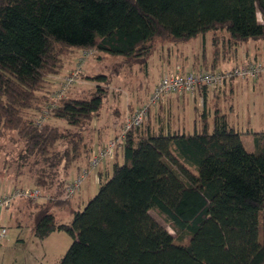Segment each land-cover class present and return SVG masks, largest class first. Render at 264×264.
Wrapping results in <instances>:
<instances>
[{
    "label": "trees",
    "instance_id": "1",
    "mask_svg": "<svg viewBox=\"0 0 264 264\" xmlns=\"http://www.w3.org/2000/svg\"><path fill=\"white\" fill-rule=\"evenodd\" d=\"M235 1L0 0V135L16 133L23 142L18 167L50 192L49 201L32 204L39 210L34 235L64 230L72 238L57 264H264V131L253 133L248 151L219 110L211 130L203 117L202 129L191 133L161 119L141 128L143 121L126 132L114 152L121 162L66 224L50 207L69 202L71 167L95 154L83 132L100 113L105 90L61 97L40 124L35 118L51 100L46 77L60 73L75 50L146 58L158 42L210 31L213 65L203 67L215 69L221 55L231 58L249 39H264V0ZM151 209L185 240L176 241Z\"/></svg>",
    "mask_w": 264,
    "mask_h": 264
},
{
    "label": "rangeland",
    "instance_id": "2",
    "mask_svg": "<svg viewBox=\"0 0 264 264\" xmlns=\"http://www.w3.org/2000/svg\"><path fill=\"white\" fill-rule=\"evenodd\" d=\"M233 3L236 6L235 0H233ZM219 34L221 33L219 32ZM211 35L212 32L208 31L204 35L200 34L194 39L185 42H166L164 44L158 42L153 52L146 58L124 57L101 51H93L88 55L82 61L81 74L69 89L64 92L62 98L66 96L82 97L93 92L98 85L105 90L100 113L83 132L84 138L89 144V138H91L92 149L99 150L97 149L98 141L106 139L111 131L117 130V134L110 137L107 141L119 135L125 119L148 98L162 73L172 70L171 67H168L169 63L173 64V62L179 61L182 54L188 58L197 56L200 61L204 55L209 56L211 52ZM257 41L264 43V39ZM254 42V39H249L241 45V48L244 49L246 44L251 46ZM82 51L83 49L75 50L64 56V66L60 73L46 77L45 91L50 93V101H57L52 96L59 85V83H55L56 79L53 77L60 74L57 77L60 82L61 78L67 74L65 72H68L66 71L69 68L68 66H70L68 64L71 63L73 65L71 69H73L76 65L77 57L82 54ZM261 54L264 56L263 51H261ZM72 57H75L74 62ZM225 66L226 64L221 63L219 68ZM98 75H103L106 80H98L96 78ZM251 82L252 80L248 81V83L237 84V88L232 92L229 89H224L216 95L210 92L209 99L205 98L204 102L201 101V97L196 92L193 98L188 96L189 99L185 103H179L178 105L177 102H174L173 106L168 109L159 110L157 104L151 107L150 113L145 118L141 128L146 127L148 124L156 126L159 124L158 120L161 119V122L164 124L168 123L171 129L182 127L183 132L191 133L194 130L202 129V120L205 117L209 126L208 130H211L212 118L215 111L219 110L227 115L229 124L241 133L245 149L252 151L253 133L264 131V81L261 79L253 81L254 85ZM202 89L199 90L201 91ZM29 113H32V111H29ZM40 116L41 112L35 114V118ZM46 120L61 128L68 126L63 119L49 117ZM64 146L62 145L58 148L63 149ZM22 147L23 142L18 139L15 132L5 130L0 135V188L6 183L9 186L37 187L33 184V179L27 170L28 168L18 167L16 158ZM119 152L120 150L117 152V161L121 162ZM114 155L115 153L106 158V160L110 159L111 161L107 166L109 174ZM84 160L86 158L81 155L80 159L74 162L69 171V178L75 174L76 166L79 162ZM94 173V170H91L83 178L79 188L70 197L71 202L69 204L50 207V211L55 215L57 222L69 224L72 220L73 212L82 210L88 200L96 194L99 188V181L94 178ZM74 177L71 178L73 179ZM42 194L43 198L36 201H49L50 192L42 189ZM36 201H25V203L27 205L30 204L29 207H31ZM38 211V208L32 206L26 211L18 212L17 217L25 223L32 222ZM150 214L174 236L176 241L185 240V237H180L169 222L155 209H151ZM4 224L6 231L4 237L0 240V260H3V264H21L23 257H26L27 253L30 252L35 257L28 258L26 264H57L72 242L70 234L64 230H55L45 239L33 236L32 240V237L28 235L25 229L20 232V236L24 238V241H21L17 239L19 236L17 228L11 223ZM8 239L10 240L9 243Z\"/></svg>",
    "mask_w": 264,
    "mask_h": 264
},
{
    "label": "built area",
    "instance_id": "3",
    "mask_svg": "<svg viewBox=\"0 0 264 264\" xmlns=\"http://www.w3.org/2000/svg\"><path fill=\"white\" fill-rule=\"evenodd\" d=\"M93 49H83L77 57L76 65L69 73L64 75L53 92L52 98L60 99L64 92L76 81L81 74L82 61L90 55ZM241 79L264 81V58L251 59L226 69H199L196 71H183L180 65H175L171 71L162 74L155 84L148 98L136 108L124 121L121 132L115 138L107 141L97 153L93 154L86 167L81 168L79 173L66 183L65 197L70 198L79 188L83 178L89 171L96 169L106 158L112 156L120 143L124 140L126 132L143 123L151 107L157 105L163 98L170 95L191 96L203 87H218L226 81ZM55 105V101H49L41 116L36 118L40 124L47 116L48 109ZM43 198L39 187L25 188L15 187L10 192L0 196V210L8 209L18 199L36 201ZM6 229L0 226V238L4 236Z\"/></svg>",
    "mask_w": 264,
    "mask_h": 264
},
{
    "label": "crops",
    "instance_id": "4",
    "mask_svg": "<svg viewBox=\"0 0 264 264\" xmlns=\"http://www.w3.org/2000/svg\"><path fill=\"white\" fill-rule=\"evenodd\" d=\"M211 38H212V35H211ZM192 39H194V38H192ZM257 40H260V39H257ZM257 40H254L255 42L252 43L251 46L248 45V44H246V47H244V49L241 48V45H242L241 44L238 47V49H237L236 55L233 56V57H231V58H227V57L224 58L221 55L220 58H219V60H218V62H217V64H216L217 66L215 67V69H217V68L218 69H226V68H230V67H232L234 65H237L239 63H243V62H245L247 60L264 58L263 54H261V51L264 52V43H260ZM211 42L212 41H210V48H211L210 55L209 56L204 55L201 61L198 59L197 56L196 57L193 56L192 58H188L187 56H185L184 54H182L181 55V59L179 61L177 60V61L173 62V64H170L169 63V66L168 67L173 68L175 65H180L182 67L183 71H196V70H199V69H205V67H203L205 64H206V66L211 67L213 65V53H212V44H211ZM74 58L75 57H72V61L74 60ZM221 63L226 64V66L223 67V68H219V65ZM228 63H230V64L227 65ZM68 65H70V66H68L69 68L66 71L69 72L71 70V68H72L73 65H71V63L68 64ZM68 72H65V74L68 73ZM59 75H56V76L53 77V78L56 79V82H55L56 84L59 83V80L57 79V77ZM55 79H53V80H55ZM248 81H250V80H244L243 81V80L234 79V80L226 81L225 83H223L222 85H220V86H218L216 88H206L205 90L202 89L201 91L199 90L198 91V94L201 97L200 98L201 101H203L205 98L206 99H209L210 92H213L214 95H216L218 92L223 91L224 89H229V91L232 92L235 88H237V84H239V83L242 84L243 82L248 83ZM251 83L253 85L255 84L253 81ZM188 99H189V97L187 95L186 96L185 95L184 96L170 95V96H167V97L163 98L158 103V105H157L158 107L157 108L159 110H161L163 108L168 109L169 107L171 108L173 106V103L174 102L175 103L177 102V104L179 105V103H185ZM172 130H175V129H172ZM176 130L182 131L183 128L182 127L176 128ZM116 134H117V130H113V132L111 131L109 133V135L106 137V139L99 140L98 141V144H97V149H99L102 145H104L105 142L110 137H112V136H114ZM96 151H98V150H93L92 149V153L91 154L96 153ZM116 160H117V155H114L113 156V162L116 161ZM110 162H111L110 159L105 160L96 169H94V172H95L94 173V178L96 179V181H99V178L100 177H103L104 174H107L108 173L107 166L110 164ZM113 162H112V164H113ZM87 163H88V158L86 160L82 161V162H79V164L76 166L77 167V170H76L75 174L73 176H71V177L76 176L78 174L79 170L81 168H83L84 166H86ZM71 177L69 179H72ZM15 187H18V186L17 185H10L9 186L8 183L4 184L3 187L0 188V196L6 194L8 192H10ZM70 202H71V200L69 199V202L67 204H69ZM67 204H63V205H67ZM28 208H31V207H29V205H27V203H25V201L23 199H18L8 209L0 210V226L5 227V224L4 223H8V224L11 223V224H13L17 228V230L19 232L18 233L19 236H18L17 239L18 240H21V241H24V238H22L20 236V232L22 230H24V229L27 231L28 235L30 237H32V240H33V236H35L34 235V225H35V222H36L38 213H36L35 219L32 222H26L25 223V222L19 220V218L17 217V213L18 212L26 211V209H28ZM2 238H0V240ZM9 242H10V240L8 239V243ZM27 254H28L26 256L27 259H26V257H23L22 262H20L21 264H26L27 263L26 261L28 260V258H34L35 257L33 255V253H31V252L30 253H27ZM2 261L3 260H0V264H3Z\"/></svg>",
    "mask_w": 264,
    "mask_h": 264
}]
</instances>
